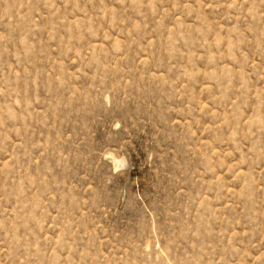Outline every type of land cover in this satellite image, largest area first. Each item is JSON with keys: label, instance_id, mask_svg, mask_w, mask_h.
Wrapping results in <instances>:
<instances>
[{"label": "rangeland", "instance_id": "1", "mask_svg": "<svg viewBox=\"0 0 264 264\" xmlns=\"http://www.w3.org/2000/svg\"><path fill=\"white\" fill-rule=\"evenodd\" d=\"M0 264H264V0H0Z\"/></svg>", "mask_w": 264, "mask_h": 264}]
</instances>
